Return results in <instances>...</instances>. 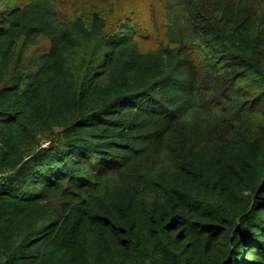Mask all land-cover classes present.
I'll return each instance as SVG.
<instances>
[{"label": "trees", "instance_id": "trees-1", "mask_svg": "<svg viewBox=\"0 0 264 264\" xmlns=\"http://www.w3.org/2000/svg\"><path fill=\"white\" fill-rule=\"evenodd\" d=\"M128 1L0 0V264H264V0Z\"/></svg>", "mask_w": 264, "mask_h": 264}, {"label": "rangeland", "instance_id": "rangeland-1", "mask_svg": "<svg viewBox=\"0 0 264 264\" xmlns=\"http://www.w3.org/2000/svg\"><path fill=\"white\" fill-rule=\"evenodd\" d=\"M154 1H155L154 7H160L158 1L157 0H154ZM125 3H128L129 5H132L135 8L134 18L136 20H139V22L142 25H144L148 29L149 32H151L152 22L150 20V11L147 8L145 0H129L128 2H125ZM128 11H129V9L126 8V12H128ZM151 40L152 39H150L146 42L147 46L148 45L151 46ZM45 47H47V45L45 44L44 41H42L41 50L44 51ZM45 142H47V141L45 140Z\"/></svg>", "mask_w": 264, "mask_h": 264}, {"label": "built area", "instance_id": "built-area-1", "mask_svg": "<svg viewBox=\"0 0 264 264\" xmlns=\"http://www.w3.org/2000/svg\"><path fill=\"white\" fill-rule=\"evenodd\" d=\"M47 144H48L47 142L43 141L42 146L47 147Z\"/></svg>", "mask_w": 264, "mask_h": 264}]
</instances>
